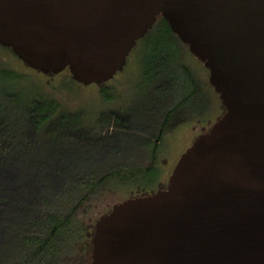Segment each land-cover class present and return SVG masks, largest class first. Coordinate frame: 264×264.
Returning <instances> with one entry per match:
<instances>
[{
    "label": "water",
    "instance_id": "95a60500",
    "mask_svg": "<svg viewBox=\"0 0 264 264\" xmlns=\"http://www.w3.org/2000/svg\"><path fill=\"white\" fill-rule=\"evenodd\" d=\"M160 15L226 111L167 187L100 215L90 264H264V0H0V43L44 73L100 84Z\"/></svg>",
    "mask_w": 264,
    "mask_h": 264
},
{
    "label": "rangeland",
    "instance_id": "374dc122",
    "mask_svg": "<svg viewBox=\"0 0 264 264\" xmlns=\"http://www.w3.org/2000/svg\"><path fill=\"white\" fill-rule=\"evenodd\" d=\"M159 35L153 33L139 38L125 67L104 84L72 80L68 68L57 74L44 73L0 44V69L14 72V80L20 87L16 85L14 88L8 82L0 85V124L29 140L26 124L20 121V117L27 116V113H23L24 100L19 92L23 91L26 98L34 93L39 97L53 98L63 111L79 114L82 129H70L74 124L58 120L52 122V130L75 132L72 141H78V144L70 145L72 148L80 146L79 152L74 151V161L84 170L101 173L123 165L142 168L134 179H108L83 201L72 231L66 233V246L56 264H82V261L90 264L92 237L100 215L126 198L167 187L181 155L226 111L219 92L210 81V70L205 63L175 36ZM176 48L178 51L171 58ZM149 58L160 64L147 71ZM178 59L186 71L176 63ZM187 71L190 76L184 74ZM111 115L110 125L102 130L111 134L102 140L98 130ZM162 124L166 127L161 138H157ZM145 136L158 144L150 143ZM54 144L51 145L49 139L43 143L46 148ZM36 152L38 150H33L26 157H37ZM70 154L67 152L64 157ZM150 166L156 170V175L146 177L144 169ZM16 247L17 244L10 246L13 251ZM10 248H4L0 254L4 263L12 255Z\"/></svg>",
    "mask_w": 264,
    "mask_h": 264
},
{
    "label": "trees",
    "instance_id": "16d2710c",
    "mask_svg": "<svg viewBox=\"0 0 264 264\" xmlns=\"http://www.w3.org/2000/svg\"><path fill=\"white\" fill-rule=\"evenodd\" d=\"M153 33L173 35L183 42L162 15L144 37ZM6 47L14 52L12 47ZM177 51L176 48L171 58L173 55L175 57ZM176 63L186 71L180 59ZM157 64L160 63L149 58L146 62L147 71ZM184 74L191 75L189 71ZM14 75L11 70L0 69V85L8 82L14 88L16 85L19 87ZM71 79L75 80L73 76ZM22 92H19L24 100L22 109L27 116H21L20 121L26 124L30 139L24 140L20 134L0 124V254L4 248L9 249L12 244H17L15 252L10 248L12 255L16 256L11 255L6 263L0 259V264H56L60 262L66 246V233L72 231L77 210L83 201L108 179H134L142 168L123 165L101 173L93 169L84 170L80 163L74 161V151L80 150V146L72 148L73 143L78 144V141H72L75 132L52 130V122L58 120L60 123L74 124L70 129H82L78 122L79 114L63 111L53 98L39 97L35 93L26 98ZM111 118L112 115L106 123L100 125L98 132L102 140L111 134L102 131L110 125ZM165 127L161 125L157 138H161ZM13 128L18 130V127ZM88 129H92V125ZM48 139L51 145L55 143L51 148L43 145ZM152 143L157 145L158 141ZM33 150H38L37 157L27 158V153ZM67 152H71V156L65 158ZM155 171L150 166L144 169V174L149 177L156 175ZM17 258L19 261H16ZM82 264L87 263L82 261Z\"/></svg>",
    "mask_w": 264,
    "mask_h": 264
},
{
    "label": "flooded vegetation",
    "instance_id": "af4514ba",
    "mask_svg": "<svg viewBox=\"0 0 264 264\" xmlns=\"http://www.w3.org/2000/svg\"><path fill=\"white\" fill-rule=\"evenodd\" d=\"M164 126V124H162Z\"/></svg>",
    "mask_w": 264,
    "mask_h": 264
}]
</instances>
